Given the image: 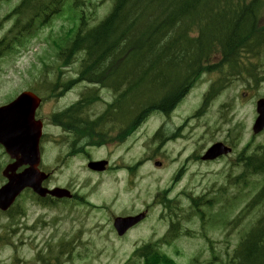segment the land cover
<instances>
[{"label": "rangeland", "instance_id": "1", "mask_svg": "<svg viewBox=\"0 0 264 264\" xmlns=\"http://www.w3.org/2000/svg\"><path fill=\"white\" fill-rule=\"evenodd\" d=\"M85 1V4L74 8L72 6L74 0H67L60 17L54 19L31 40V51L23 55L16 54L14 57L3 58L0 64V105L8 102L14 93L16 96L22 90H26V87L36 86V82L48 72L53 71L57 75L62 65V61L57 58V53L67 31L83 20L89 27L96 26L109 14L114 5V0ZM18 2L19 0H0V39L15 23V17H6V15ZM167 33L168 36L162 38L161 44H165L170 39V35H175L173 30ZM82 55L83 53H80L79 57ZM80 64L81 61L75 58L72 64L64 68L65 74L62 78L68 80L77 77ZM55 73L49 74L48 77L54 78ZM255 73L256 71H253V74ZM258 73L263 75L262 70ZM209 78L207 85L210 83ZM87 84V82H77L71 85L72 89L65 98L49 100L40 108V113L48 116L49 112L59 111L63 106L76 100L79 94L88 88L85 86ZM93 93L98 92L89 94ZM101 93L103 97H113L112 91L107 89H102ZM44 95L46 94L42 93V96ZM261 97H264V83L257 85L251 79L243 85L242 89V85L237 80H233L230 89L215 100L205 117L191 119L192 109L200 100L193 95L176 109L171 120L165 122L166 133L171 136L174 129L180 127L186 119L189 120L187 125H183L176 131L179 136L175 139H168L161 146L159 142L151 141L155 129L162 122L159 115L151 117L139 130L144 145L138 143L130 148L129 160L150 157L156 149H159V153L154 159L140 164L133 180L128 177V171L125 170L93 176L86 169L85 160L78 157L72 161L74 169L72 174L75 176L70 182L65 180L62 182L76 187L90 201V204L74 206L73 201H63L60 205L61 209L60 207L42 209L34 206L29 199L25 211L17 217H53L62 220L53 227L52 231L60 237L55 238L45 233L47 245L54 244L57 239L61 240V243L69 242V252H62L60 255L62 264H123L139 244L163 238L169 231V220L163 217L164 206L157 203L155 198L165 189H168V197L178 199L180 204L188 207L191 205V198L186 196L185 192L192 193L193 196L204 195V199H216L211 213H215L222 206L225 211L231 209L230 218H233L254 193L251 187L230 180L229 175L235 177L242 171L240 167L232 169L230 164L237 153L249 142L254 141L253 148L264 143V131L256 136L252 133V126L257 116L256 101ZM105 99L111 98L105 97ZM228 101L234 102L235 118L216 129L217 125L223 122V119L219 117L220 106ZM105 105L104 101H98L89 114L92 117L97 116ZM238 123L241 139L237 142L236 151L231 156L214 162L196 161L193 158L199 151L202 155L215 141L226 139L227 129H236ZM48 132L50 136H54L59 134L60 129L48 127ZM54 150V147L48 149L47 160L53 159ZM102 150L105 149H95V153ZM156 161H162V166H155ZM181 168H184V171L175 181L174 177ZM69 172V167L65 168L63 175ZM118 201L119 205L116 204ZM149 205L153 208L141 225L131 229L126 235H118L113 228L112 220L116 215H124L120 212L125 210L124 206H129L127 212H123L127 214L128 211L137 213L140 209L145 210L144 208ZM205 210L210 213L208 208ZM184 215L185 213L180 214L181 217ZM208 215L204 227L201 219L193 216L192 221H184L185 228L191 229L192 234L181 237L174 244H161L162 251L172 256L176 264H195L196 254H198L199 264H209L214 256L220 260L214 264H223L227 251L233 250L249 228V225L244 223L233 230L227 238L231 241L228 245L225 239L228 231L215 224L214 219L213 223L209 224ZM223 219L224 213L218 212V223ZM50 230L51 228L48 227L47 232ZM203 231L213 240L214 250L208 249V241L201 237ZM25 235H31V231H26ZM25 254L29 256L32 251L25 250ZM5 255L6 252L0 254V257ZM130 264H134V261Z\"/></svg>", "mask_w": 264, "mask_h": 264}, {"label": "trees", "instance_id": "2", "mask_svg": "<svg viewBox=\"0 0 264 264\" xmlns=\"http://www.w3.org/2000/svg\"><path fill=\"white\" fill-rule=\"evenodd\" d=\"M64 1L22 0L18 9H24L39 26H44L51 22L55 6ZM209 1L116 0L113 11L104 21L89 27L83 20L70 29L69 44L60 49L59 58L62 60L68 53H86L82 76L102 81L117 91L120 88L116 86L125 81L129 84L130 95L126 96L128 104L124 103V97L120 101L118 97L96 118H84L78 108L56 114V121L72 128L78 139L96 143V139L107 135L110 122L126 115L129 119L136 111H141L140 118H143L160 105L164 110L170 109L182 85L202 71L218 72L216 82L222 86L218 92L234 77L249 75L253 78L250 67L260 58L262 61L257 69L264 75V19L259 8L245 0H230L227 14L212 21L204 18ZM226 8L225 4L221 6V10ZM171 30L175 35L161 44ZM118 59L127 61L123 65L114 62ZM253 151L247 155L242 176L264 175V143ZM260 194L262 198L256 201L258 203L264 200V186ZM169 208L172 211L177 205ZM177 233V226L173 224L168 237L174 239ZM133 257L138 259L137 264H175L156 242L137 248ZM229 262L264 264V213Z\"/></svg>", "mask_w": 264, "mask_h": 264}, {"label": "water", "instance_id": "3", "mask_svg": "<svg viewBox=\"0 0 264 264\" xmlns=\"http://www.w3.org/2000/svg\"><path fill=\"white\" fill-rule=\"evenodd\" d=\"M38 104L39 99L35 95L32 93H24L10 105L0 108V141L7 146L9 152H14L19 145H24L26 148L25 152L32 154L34 160L37 158V140L32 139L31 136L36 131L33 120ZM257 112L259 115L254 124L255 133L262 131L264 128V99H260L257 102ZM229 151V149L215 144L209 149L204 159H215ZM34 175L35 173L33 175L27 174L24 180L16 186H8L7 196L9 199L13 200L16 194L25 186H32L35 191L45 195L47 190L41 188L40 182H34L32 180L31 176L34 177ZM57 193L65 194L64 192ZM2 202L3 200L0 197V205L3 206ZM140 218H136V221ZM132 224V218H124L116 222V227L119 233L123 234Z\"/></svg>", "mask_w": 264, "mask_h": 264}, {"label": "flooded vegetation", "instance_id": "4", "mask_svg": "<svg viewBox=\"0 0 264 264\" xmlns=\"http://www.w3.org/2000/svg\"><path fill=\"white\" fill-rule=\"evenodd\" d=\"M1 152V151H0ZM6 159L7 162L4 163L3 159ZM14 161V159L6 158V155L3 154L0 156V186H2L4 183H6L7 178L5 174H18L23 170V167H11L7 172L5 171V168L8 164H11ZM47 185H50L49 183H46ZM30 193V189H25L20 193V196L18 197L19 200L22 199L23 195ZM15 221H24V219H3L0 218V246H11V247H17L19 249H23L24 247L32 248L33 246L30 245V242L33 238V236H26L25 229L22 227V225H25V223H20L18 226ZM28 230L30 228L26 227ZM42 238L41 235H38L35 237L36 241V247L41 248L43 245V242L40 241ZM40 241V242H39ZM39 242V243H38Z\"/></svg>", "mask_w": 264, "mask_h": 264}]
</instances>
